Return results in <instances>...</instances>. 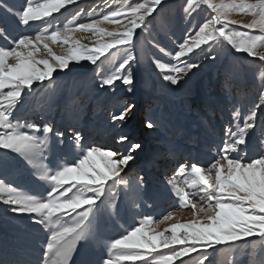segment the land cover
Segmentation results:
<instances>
[{
    "label": "snow or ice",
    "instance_id": "obj_1",
    "mask_svg": "<svg viewBox=\"0 0 264 264\" xmlns=\"http://www.w3.org/2000/svg\"><path fill=\"white\" fill-rule=\"evenodd\" d=\"M201 5L204 10H210L208 16L203 24L196 26L195 35L184 37L174 55L158 42L155 44L160 53L171 57L168 63L162 62V58H152L163 80L170 85H181L190 73L195 74L193 69H199L202 59L216 60L219 49L245 56L246 62L253 66V73L259 70L264 84V0L254 3L184 0L181 7L185 15L190 16ZM70 6L78 8L72 19L63 26L56 23L49 32L56 21L54 14L61 9L67 11ZM163 7L164 0H144L134 5L124 0L115 10L104 14L102 10L80 7L79 0H21L19 5L0 0V23L3 24L0 27V150H3L0 153V204L13 214L32 218L50 233L41 245L43 264H71L81 240L103 250L98 264H187L193 254L197 257L196 264H211L208 253L209 250L215 252L217 245L237 249L255 236L264 241V150L254 152V141L264 137V90L259 92V103L248 110L242 126L230 123L222 129L216 155L206 166L180 163L176 175L166 180L178 200L177 206L190 208L192 218L182 223L178 219L173 222L172 211L160 218L137 213L142 218L118 238L102 237L94 224L97 211L106 208V200L115 201L117 185L128 188L125 195L130 204L144 199L146 175L126 179V170L136 161V153L142 150V145L134 143L124 130L136 105L125 103L118 115L110 116L115 151L85 143L81 130L73 127L70 138L83 154L73 163L58 158L53 162L54 167L43 163L46 152L50 154L48 142L53 137L62 142L65 132L51 120L22 125L14 115L23 96L35 90L34 85L51 89L59 78L85 71L83 61L96 65L93 71L101 77L99 88L115 89L119 81L131 91L132 65L137 62L140 35L148 30L155 18L153 13L159 15L158 10ZM235 11L250 13L253 19L239 24L230 19ZM97 15L100 19L95 18ZM84 16L89 18L87 23L71 27L77 17ZM122 19L127 20L122 26L124 30L107 32L106 42L98 40L93 47H88L71 39L76 31L102 36L105 30L98 27L102 22L119 27ZM36 22L48 27L35 36L27 34ZM50 43L67 45V54L56 55ZM42 50L45 58H37ZM117 54L120 56L118 66L107 75L99 72L100 57L108 60ZM193 60L198 62H190ZM240 116L238 110L233 112L234 119L239 120ZM144 127H160L166 131L168 119L162 114L158 120H146ZM260 142L264 144V140ZM120 148L125 151L121 152ZM254 154L258 158H252ZM25 169L48 185L45 193L31 195L13 186L9 177L22 175ZM177 175L184 177L182 183L177 181ZM113 207L116 208L115 203ZM64 217H68V221H64ZM165 224L167 227L161 229L160 225Z\"/></svg>",
    "mask_w": 264,
    "mask_h": 264
},
{
    "label": "rangeland",
    "instance_id": "obj_2",
    "mask_svg": "<svg viewBox=\"0 0 264 264\" xmlns=\"http://www.w3.org/2000/svg\"><path fill=\"white\" fill-rule=\"evenodd\" d=\"M4 2L19 5L21 0H4ZM123 2L124 0H107V2L106 0H79V5L95 8L97 12L102 10L104 14H107L109 10H115ZM126 2L134 5L143 3L144 0H126ZM215 2L218 3L219 0ZM225 2L227 3L228 0ZM236 2L239 3L241 0ZM245 2L254 3L255 0H245ZM183 3L184 0H164L163 9L158 10L159 15L153 13L155 18L148 25V30L140 35L137 43V62L132 65L134 82L131 91L119 81L115 89L105 91L99 88L101 77L93 71L96 65L83 61L82 63L86 66L85 71L59 78L51 89L36 88L34 85L35 90L23 96L15 111L14 115L22 125L51 120L65 132L62 142L55 137L48 142L50 154L46 152L43 163L54 167L53 162L58 158L73 163L83 154L70 138L69 132L73 127L81 130L85 143L115 151L116 145L112 140L113 130L109 127L110 116L118 115L125 103L136 105L133 117L127 122L124 130L129 132L134 143L142 145V150L136 153V161L131 164L130 169L126 170V179L134 180L137 175L147 174L152 177L146 179L144 199L138 200L135 205L130 204L125 195L128 188L117 185L114 190L115 201L111 198L107 199L106 208L97 211L94 227L104 238H118L125 229L131 227V221L136 222L142 218L137 213L160 218L168 211H172L173 222L177 219L182 223L189 221L192 218V210L177 206L178 200L171 187L166 184V180L176 175L180 163H199L201 166H206L216 155L215 149L217 141L223 135L222 129L230 123L232 125L239 123L242 126L248 110L254 103H259V92L264 90L259 70L256 69L253 73V66L246 62L245 56L234 51L226 53L219 49L216 60L202 59L199 69H193L195 74L190 73L181 85H170L163 80L162 74L152 64V58H162V62L168 63L171 57L160 53L155 44L158 42L166 52H172L174 55L179 43L183 42L186 35H195V31L198 30L196 26L204 23L210 11L204 10V6L201 5L190 16H186L181 7ZM77 10L78 8L70 6L67 11L61 9L59 13H55L56 21L53 22V28L49 29V32L54 30L56 23L61 26L68 23ZM95 18L100 19V16L97 15ZM230 19L236 20L239 24H246L253 17L250 13L235 11ZM88 20L87 16L77 17L71 27H75L76 23H87ZM126 23L127 20L122 19L121 26L118 27L115 23L104 21L98 26L105 30L104 35L76 31L71 34V39L93 47L98 40L106 42L109 39L107 32L123 31L122 26ZM0 27H3L2 23ZM47 27L45 24L36 22L27 34L35 36L37 32ZM137 33H140L139 29ZM255 34L258 35L259 32ZM50 47L56 55L67 54V45L62 47L60 43H50ZM203 47L207 50L206 46ZM105 55L109 54L105 53ZM45 56L46 53H43V50L37 53V58H45ZM119 60L118 54L115 57L110 56L108 60L100 57L97 61L99 72L109 74L114 66H118ZM172 62L175 63V61ZM237 110L241 113L239 120L233 118V112ZM162 114L168 119L166 131L160 127L149 131L144 127L146 120H158ZM257 136L259 137L258 132ZM261 140H264V137L254 141L255 153L264 150ZM155 149L159 150L158 154L154 153ZM2 151L0 150V153ZM120 151L124 152L125 149L120 148ZM153 153L155 155L152 157ZM140 154L142 158L139 157V159ZM252 158H258V156L254 154ZM169 159L172 160L169 161ZM145 170L147 172H144ZM9 178L13 186L31 195L43 194L48 189V185L39 181V178L33 176L28 169H25L22 175ZM183 180V176L177 175L178 182L182 183ZM161 201L165 208L157 210V202ZM114 203L116 208L113 207ZM64 221H68V217H64ZM165 227L167 224L160 225L161 229ZM48 235L50 233L43 225L35 224L28 216L13 214L7 211L6 206L0 204V239H2L0 240V264H3V261L7 264H21V262L22 264H43L41 245L46 242ZM249 241L247 245L237 249L217 245L215 252L209 250L208 253L211 264H233V262L264 264V241H261L258 236L250 237ZM102 251L94 243L81 240L71 264H86V262L98 264ZM196 260L197 257L193 254V258L188 260L187 264H196Z\"/></svg>",
    "mask_w": 264,
    "mask_h": 264
},
{
    "label": "bare ground",
    "instance_id": "obj_3",
    "mask_svg": "<svg viewBox=\"0 0 264 264\" xmlns=\"http://www.w3.org/2000/svg\"><path fill=\"white\" fill-rule=\"evenodd\" d=\"M85 1H86V0H85ZM86 40H87V39H86ZM84 41H85V40H84ZM133 120H134V119H133ZM130 123H131V122H130ZM98 130H99V129H98ZM126 131H127V130H126ZM149 131H151V129H149ZM98 133H100V132L98 131ZM158 147H159V146H158ZM157 151L159 152V150L155 149V150H154V153H157ZM154 153H153V155H151L152 157L155 155ZM157 154H158V153H157ZM140 155H141V154H140ZM140 155L138 156V158H139V157L142 158V155H141V156H140ZM140 158H139V159H140ZM139 159H137V160H139ZM170 160H172V159H169V161H170ZM153 162L156 163L154 160H153ZM144 172H147V170H145ZM146 176H148V174H147ZM151 177H152V175H149L148 178H146V179H151ZM157 205H158V206H157V210H159L160 208H165V205L163 204V201H161L160 203L157 202ZM160 205H162V206H160ZM119 212H120V210H119ZM128 219H129V218H128ZM125 221H126V220H125ZM129 221H130V220H129ZM133 221H134V220H133ZM133 221L130 222L131 226H133V225L136 223L135 221H134V222H133ZM100 227H101V226H100ZM112 227H113V226H112ZM112 235H113V232H112ZM0 240H2V239H0ZM1 243H2V242H1ZM4 243H5V242H4ZM5 244H6V243H5ZM10 244H11V243H10ZM41 248H42V247H41ZM0 251H1V250H0ZM4 252H5V251H4ZM0 256H1V255H0ZM34 259H35V258H34ZM32 260H33V259H32ZM17 263H18V262H17ZM8 264H9V263H8ZM15 264H16V263H15ZM21 264H22V262H21Z\"/></svg>",
    "mask_w": 264,
    "mask_h": 264
}]
</instances>
